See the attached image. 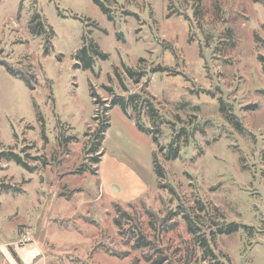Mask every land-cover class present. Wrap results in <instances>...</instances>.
Returning a JSON list of instances; mask_svg holds the SVG:
<instances>
[{
    "label": "rangeland",
    "instance_id": "374dc122",
    "mask_svg": "<svg viewBox=\"0 0 264 264\" xmlns=\"http://www.w3.org/2000/svg\"><path fill=\"white\" fill-rule=\"evenodd\" d=\"M99 1L111 20L94 0H0V62L34 74L31 89L0 66V154L35 167L0 157V264H19L12 251L34 242L44 253L34 264H147L148 251L113 223L116 205L133 212L131 204L175 264L211 261L183 214L172 215L184 207L201 233H214L222 261L264 264V3ZM34 19L54 34L31 35ZM90 42L109 57L89 52L84 69L77 53ZM136 94L157 109L154 118L145 102L141 117L156 134L138 130L132 104L111 106ZM175 139L179 156L168 161ZM141 199L173 230L154 231ZM230 224L239 230L218 234Z\"/></svg>",
    "mask_w": 264,
    "mask_h": 264
},
{
    "label": "trees",
    "instance_id": "16d2710c",
    "mask_svg": "<svg viewBox=\"0 0 264 264\" xmlns=\"http://www.w3.org/2000/svg\"><path fill=\"white\" fill-rule=\"evenodd\" d=\"M95 3L101 8L104 14L108 15L109 20H111V15L110 11L106 6L99 0H94ZM171 2V0H169ZM254 2H263L264 0H254ZM169 11L172 9L171 5L169 6ZM171 16V15H170ZM170 18V17H169ZM29 32L33 36H41L42 33H48L49 37H51L54 34V31L52 28L47 27V29L42 26V24L37 22V19H34L31 21L29 25ZM258 42H261V40L257 37ZM49 43V42H48ZM92 54L94 58H100L103 60L108 59V55L103 53L99 47L94 43L90 42L89 46H86L79 50L77 53L78 60L81 63L78 64L77 66H81L84 69H90L91 68V60L89 59L88 55ZM260 62L262 63V70L264 72V58L260 57L259 58ZM0 66H4L6 70L12 74L15 77L21 78L25 83L33 89V81H34V74L32 73L30 67L28 69H19L12 64H8L6 62H0ZM163 71L162 69H157L156 72H161ZM155 72V71H154ZM127 73L130 76L131 79L135 83H139L140 79L142 77L141 73L136 72L135 70L132 69H127ZM93 96H95L93 94ZM148 103V108L149 112L152 114L154 118H157L158 111L154 107V105L151 103L149 99L146 98H141L138 94L132 95L130 98H124L121 96H115L114 99L112 100L111 106H121L123 111H126L128 107L132 104L137 110V116L135 117V123L138 128V130L142 133L148 134V135H153L156 134V131L153 129L145 127L143 121H142V108L143 104ZM109 127L108 121H105L104 124L102 125V128L100 129V135L98 138H102V135H104ZM96 142L95 144L98 145L100 144V140ZM154 140L157 141V136L154 135ZM177 139L173 140L171 144L168 147L167 153L164 155L166 160H173L178 158L179 156V145H177ZM179 144V143H178ZM94 145V146H96ZM90 152H96V147L92 148ZM0 157L5 160L7 163H14L17 166L23 168L24 170H29L33 171L35 170V167L29 166L24 157L20 154L15 153L14 151L11 152H4L0 154ZM153 164H154V171L159 179H165L166 178V170L162 166V164L158 161V157L154 154L153 158ZM141 205L143 209V215L148 217L149 219V224L151 228L155 231H169L173 230V227L175 226V223H170L171 219H159L157 217V213L152 210L147 204L141 199ZM131 208L133 212H127L125 211L122 207L119 205H116L115 208V218L113 220V223L116 228L121 232V234L126 235L128 237V240H131L133 243L132 248L134 250L138 251H148L147 254H144V259L147 264H175L174 262L169 260V257L165 255L161 249H159V237L157 242L152 241L149 239L147 234L144 231L143 224L140 221V217L142 216L138 211L136 212V206L134 204H131ZM204 208V207H202ZM180 213L183 214L184 219L186 221L187 227L189 234L192 235L199 246L205 250V253L208 254L211 257V261L208 264H227L226 262L222 261L213 251L211 247V241H212V236L213 232L206 234V233H201V228L199 227V223L196 220V217L191 215L190 209L184 207L181 208V212H176V214L172 213L173 216H177ZM171 224H174L171 225ZM216 226H219L217 223H215ZM124 226H129L128 229L124 230ZM239 230V225L237 224H230L227 226L226 229H218V234L219 235H230L234 232H237ZM210 237V238H209ZM150 252H155L154 255ZM159 256L157 257L156 255ZM12 255L15 257L16 261L21 264L18 256L14 251H12ZM196 264H201V263H196Z\"/></svg>",
    "mask_w": 264,
    "mask_h": 264
},
{
    "label": "crops",
    "instance_id": "0c3cea01",
    "mask_svg": "<svg viewBox=\"0 0 264 264\" xmlns=\"http://www.w3.org/2000/svg\"><path fill=\"white\" fill-rule=\"evenodd\" d=\"M8 166H9V164H8ZM3 168H5V167H3ZM2 245L12 247L13 244L7 243V244H2ZM5 246H2V247H5ZM25 248H26L25 250L23 249L24 253L21 250V252L19 254H17L21 264H34V261H36L37 258H39V257L43 258L44 257L43 250L38 245V242L31 243L29 246H27ZM42 264H47V258L43 259Z\"/></svg>",
    "mask_w": 264,
    "mask_h": 264
},
{
    "label": "built area",
    "instance_id": "2783aa9c",
    "mask_svg": "<svg viewBox=\"0 0 264 264\" xmlns=\"http://www.w3.org/2000/svg\"><path fill=\"white\" fill-rule=\"evenodd\" d=\"M19 243L23 247V246H25V243H29V239H25V241H20Z\"/></svg>",
    "mask_w": 264,
    "mask_h": 264
}]
</instances>
